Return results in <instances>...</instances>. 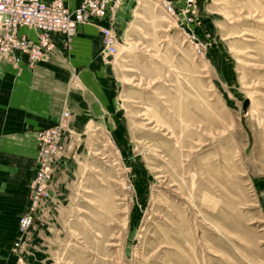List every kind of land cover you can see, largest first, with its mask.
<instances>
[{"label": "rangeland", "instance_id": "1", "mask_svg": "<svg viewBox=\"0 0 264 264\" xmlns=\"http://www.w3.org/2000/svg\"><path fill=\"white\" fill-rule=\"evenodd\" d=\"M135 14L119 121L74 138L70 114L16 264H264V0Z\"/></svg>", "mask_w": 264, "mask_h": 264}, {"label": "crops", "instance_id": "2", "mask_svg": "<svg viewBox=\"0 0 264 264\" xmlns=\"http://www.w3.org/2000/svg\"><path fill=\"white\" fill-rule=\"evenodd\" d=\"M120 1L113 25L118 51L130 39L135 12L144 0ZM109 26L107 20L80 25L69 50H59L49 63H0V264L17 263L11 249L29 205L38 132L57 124L65 111L71 114L74 138L119 121L116 56L107 53L100 30ZM57 188H52L53 198Z\"/></svg>", "mask_w": 264, "mask_h": 264}, {"label": "built area", "instance_id": "3", "mask_svg": "<svg viewBox=\"0 0 264 264\" xmlns=\"http://www.w3.org/2000/svg\"><path fill=\"white\" fill-rule=\"evenodd\" d=\"M113 0H81L71 7L67 0H0V63L19 65L26 62L34 67L49 63L62 50H69L78 27L97 24L114 17ZM172 11L171 7L167 8ZM103 44L109 55L118 54L116 37L109 27H100ZM69 112H65L56 126L38 133L40 152L38 167L32 183L31 207L19 222V249L22 238L31 229L36 209L49 197L48 185L54 160L63 151L64 132Z\"/></svg>", "mask_w": 264, "mask_h": 264}]
</instances>
